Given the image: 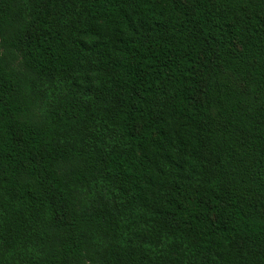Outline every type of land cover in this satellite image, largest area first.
Segmentation results:
<instances>
[{"label":"trees","instance_id":"obj_1","mask_svg":"<svg viewBox=\"0 0 264 264\" xmlns=\"http://www.w3.org/2000/svg\"><path fill=\"white\" fill-rule=\"evenodd\" d=\"M0 264H264V0H0Z\"/></svg>","mask_w":264,"mask_h":264}]
</instances>
